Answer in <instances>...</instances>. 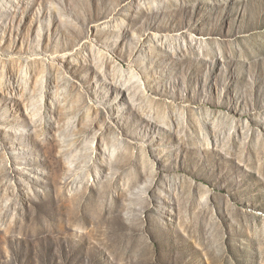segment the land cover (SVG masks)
Here are the masks:
<instances>
[{"label": "rangeland", "instance_id": "1", "mask_svg": "<svg viewBox=\"0 0 264 264\" xmlns=\"http://www.w3.org/2000/svg\"><path fill=\"white\" fill-rule=\"evenodd\" d=\"M0 264H264V0H0Z\"/></svg>", "mask_w": 264, "mask_h": 264}]
</instances>
